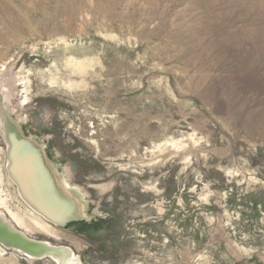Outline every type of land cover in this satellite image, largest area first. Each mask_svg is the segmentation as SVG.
Instances as JSON below:
<instances>
[{"label": "rangeland", "instance_id": "obj_1", "mask_svg": "<svg viewBox=\"0 0 264 264\" xmlns=\"http://www.w3.org/2000/svg\"><path fill=\"white\" fill-rule=\"evenodd\" d=\"M7 122L77 220L26 206ZM0 215L78 264H264V0H0Z\"/></svg>", "mask_w": 264, "mask_h": 264}, {"label": "water", "instance_id": "obj_2", "mask_svg": "<svg viewBox=\"0 0 264 264\" xmlns=\"http://www.w3.org/2000/svg\"><path fill=\"white\" fill-rule=\"evenodd\" d=\"M5 136L7 142L8 173L17 188L21 189L29 203L45 219L57 226H64L73 220H77L80 217L78 204L66 195L60 183L55 180L40 147L30 139L24 137L14 125L8 122ZM63 202H67L68 206ZM0 218L10 229L16 233L23 234L16 230L3 216L0 215ZM24 236L28 240L43 244L48 250L36 255L16 245H7L1 240L0 244L4 247L16 248L32 257L49 256L61 264L54 253V250H57L59 247L32 240L26 237V235Z\"/></svg>", "mask_w": 264, "mask_h": 264}, {"label": "bare ground", "instance_id": "obj_3", "mask_svg": "<svg viewBox=\"0 0 264 264\" xmlns=\"http://www.w3.org/2000/svg\"><path fill=\"white\" fill-rule=\"evenodd\" d=\"M11 82H17L16 78L12 77ZM8 84L9 83L5 84L4 86L8 87ZM18 193L20 197L23 199V201L25 202L27 207H29L33 212L40 214V212L37 209H35L31 203H29V201L26 199V197L24 196L20 188L18 189ZM63 203L66 206H68L67 202H63ZM12 215H13V219H15V221L18 222V218L14 214ZM34 222L35 224L38 225V228H40L44 232L49 233V234L51 233V229L48 227V224H46L45 222L39 221L37 219L34 220ZM0 240L3 241L7 245H16L22 248L23 250L29 253H32V254H36V255L42 254L43 252L48 250L46 246H44L43 244L28 240L25 238L23 234L16 233L14 230L10 229V227L7 224H4L2 222L1 218H0ZM54 253L57 256V258L60 260L61 264H78L77 259H75L72 256L71 252L66 248L59 247L57 250H54Z\"/></svg>", "mask_w": 264, "mask_h": 264}]
</instances>
